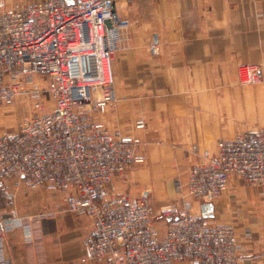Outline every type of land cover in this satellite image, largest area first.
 <instances>
[{
	"label": "built area",
	"instance_id": "1",
	"mask_svg": "<svg viewBox=\"0 0 264 264\" xmlns=\"http://www.w3.org/2000/svg\"><path fill=\"white\" fill-rule=\"evenodd\" d=\"M6 2L0 0V107L21 96L32 112L13 135L0 137V187L12 182L64 195L71 213L92 221L85 252L96 264H238L233 227L191 215V201L211 204L232 177L264 186V129L217 140L213 152L193 146L191 201L181 207L157 213L144 195L109 194L108 185L144 162L140 138L109 130L96 115L112 101L123 40L115 0ZM238 79L264 84V71L240 65Z\"/></svg>",
	"mask_w": 264,
	"mask_h": 264
},
{
	"label": "crops",
	"instance_id": "2",
	"mask_svg": "<svg viewBox=\"0 0 264 264\" xmlns=\"http://www.w3.org/2000/svg\"><path fill=\"white\" fill-rule=\"evenodd\" d=\"M114 16L123 40L113 60L109 130L138 136L156 155L175 151L183 166L193 146L213 152L217 140L258 127L264 95L248 88L257 84L241 86L237 70L264 69V0H116ZM1 116L0 135H11ZM168 195L174 199L172 186ZM211 204L208 219L233 227L238 264H264V186L232 177ZM192 211L201 214V205ZM0 230V264H96L85 252L92 221L71 213L62 194L0 187Z\"/></svg>",
	"mask_w": 264,
	"mask_h": 264
},
{
	"label": "rangeland",
	"instance_id": "3",
	"mask_svg": "<svg viewBox=\"0 0 264 264\" xmlns=\"http://www.w3.org/2000/svg\"><path fill=\"white\" fill-rule=\"evenodd\" d=\"M19 1L21 0H7L6 6H10L11 4ZM3 7V5H0V10ZM115 20L116 24L121 28V19L118 20L115 17ZM259 68L264 71L261 66H259ZM238 83L240 84L239 79ZM39 85L43 87L41 82L39 83ZM240 85L247 88V86H244L242 84ZM248 88H252L253 90L258 91V93L264 95L263 83ZM108 108L109 107L106 106L103 110L100 111L99 114L96 113L99 120L104 123L106 115L108 113ZM31 112L32 110H30V106L21 96L16 97L12 103L2 105V107H0V114L2 115L1 119H3L4 121H10L7 122L6 125L9 124L12 127L13 133L11 135L15 133L18 125L25 118L30 117ZM256 112L257 114L255 120L259 123V125H257L258 127L255 126L256 128L250 129V131H258L264 129V99L263 102L259 103L258 111ZM4 135L11 136L9 134L2 133L0 137ZM134 137L138 136L134 135ZM141 142V153L144 156V162L128 170L118 181L113 182L111 186L108 187L109 189H106L107 193L129 194L132 197L144 195L149 200L157 213L170 206L181 207L183 205V201H191L186 191V181L189 169L193 164L192 159L195 160L192 149L190 148L185 151L186 162L185 165L183 164V166H180V160L177 157V153H175V151H159L160 154L156 155L155 151L148 150L145 143L143 141ZM151 154H155V156H152V158L154 159L149 158ZM162 158L163 160H160ZM142 169L145 171L141 172ZM147 173H149L148 176ZM160 174L162 175V177L159 176ZM170 186H172V188L174 189V199L170 198L168 195ZM191 204L196 205V203H193V201H191ZM194 211H190V214L197 215Z\"/></svg>",
	"mask_w": 264,
	"mask_h": 264
},
{
	"label": "water",
	"instance_id": "4",
	"mask_svg": "<svg viewBox=\"0 0 264 264\" xmlns=\"http://www.w3.org/2000/svg\"><path fill=\"white\" fill-rule=\"evenodd\" d=\"M211 211H212V204L205 203L201 205V213L203 217H208Z\"/></svg>",
	"mask_w": 264,
	"mask_h": 264
}]
</instances>
